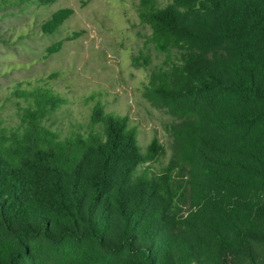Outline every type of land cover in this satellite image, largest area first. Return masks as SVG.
I'll return each mask as SVG.
<instances>
[{
	"label": "trees",
	"instance_id": "1",
	"mask_svg": "<svg viewBox=\"0 0 264 264\" xmlns=\"http://www.w3.org/2000/svg\"><path fill=\"white\" fill-rule=\"evenodd\" d=\"M153 4L139 14L152 42L182 52L147 86L178 119L175 157L138 174L165 149L142 153L126 117L97 105L87 136L61 140L42 123L66 99L17 91L21 130L0 129V264H264V0Z\"/></svg>",
	"mask_w": 264,
	"mask_h": 264
},
{
	"label": "rangeland",
	"instance_id": "2",
	"mask_svg": "<svg viewBox=\"0 0 264 264\" xmlns=\"http://www.w3.org/2000/svg\"><path fill=\"white\" fill-rule=\"evenodd\" d=\"M152 1L162 8L171 0ZM141 9L140 0L0 1V129L21 130L28 102L17 91L45 87L66 99L42 123L61 140L87 136L99 105L128 119L142 153L154 140L164 147L138 174L167 168L176 155L172 129L178 119L149 98L147 86L151 75L169 70L182 52L156 48L151 27L139 18ZM93 129L101 131L98 125ZM174 177L182 191H190L187 176L175 171ZM190 203L189 193L180 205L186 210Z\"/></svg>",
	"mask_w": 264,
	"mask_h": 264
}]
</instances>
